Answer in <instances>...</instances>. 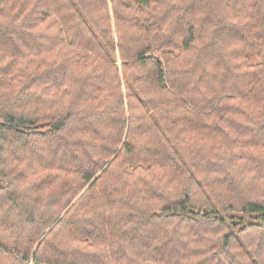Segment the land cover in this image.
Instances as JSON below:
<instances>
[{
	"label": "trees",
	"instance_id": "trees-1",
	"mask_svg": "<svg viewBox=\"0 0 264 264\" xmlns=\"http://www.w3.org/2000/svg\"><path fill=\"white\" fill-rule=\"evenodd\" d=\"M0 264H264V0H0Z\"/></svg>",
	"mask_w": 264,
	"mask_h": 264
}]
</instances>
